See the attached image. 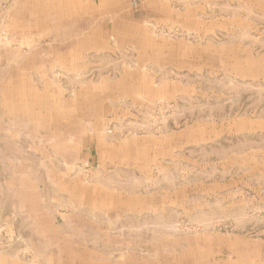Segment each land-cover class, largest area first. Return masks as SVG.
I'll use <instances>...</instances> for the list:
<instances>
[{
	"label": "rangeland",
	"instance_id": "rangeland-1",
	"mask_svg": "<svg viewBox=\"0 0 264 264\" xmlns=\"http://www.w3.org/2000/svg\"><path fill=\"white\" fill-rule=\"evenodd\" d=\"M196 251L264 258V0H0V264Z\"/></svg>",
	"mask_w": 264,
	"mask_h": 264
},
{
	"label": "crops",
	"instance_id": "crops-1",
	"mask_svg": "<svg viewBox=\"0 0 264 264\" xmlns=\"http://www.w3.org/2000/svg\"><path fill=\"white\" fill-rule=\"evenodd\" d=\"M62 11H63L64 17H66L67 13L65 12L64 7L62 8ZM59 12H60V9H59ZM136 199L139 200L140 198H136ZM74 211H76V210H74ZM78 211L81 214H86L88 209L80 208ZM56 228H57L56 226H53V227H49L48 230L49 231L52 230L51 232H53L52 234H54L55 230H57ZM52 255L53 254H51L49 257L48 256L46 257V255H45L42 258H53ZM201 255L202 254H199L198 251H196V254H193L192 258H185L186 260H184V258H182V259H183L184 262L188 261L191 264H250L251 259L253 261H255V263L261 262V264H264V258H261L260 255H256L257 258H246L243 254L240 253L239 255H236L235 258H226L225 262L222 261V260H219L218 258H214L210 253L208 254V256L206 258H201L202 257ZM70 256H72V255H70ZM198 256L200 258H198ZM69 257L67 258V261L70 260ZM6 258H9V263L8 264H13L14 263V261L12 260L14 258L13 255L6 256ZM38 258H40V257H38ZM79 258H80L79 262H87L86 260L82 259L83 258L82 255H80Z\"/></svg>",
	"mask_w": 264,
	"mask_h": 264
}]
</instances>
